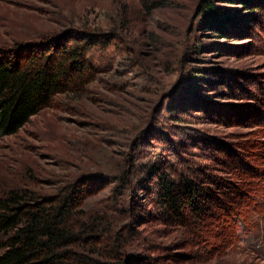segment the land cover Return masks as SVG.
<instances>
[{
    "label": "rangeland",
    "instance_id": "1",
    "mask_svg": "<svg viewBox=\"0 0 264 264\" xmlns=\"http://www.w3.org/2000/svg\"><path fill=\"white\" fill-rule=\"evenodd\" d=\"M206 1L0 0L2 48L70 29L118 35L96 53L108 72L83 99L59 97L0 138V198L157 164L230 208L203 224L209 236L170 226L145 174L123 195L116 184L94 191L85 212L157 264H264V0L254 14L210 0L236 20L225 35L204 23Z\"/></svg>",
    "mask_w": 264,
    "mask_h": 264
},
{
    "label": "trees",
    "instance_id": "2",
    "mask_svg": "<svg viewBox=\"0 0 264 264\" xmlns=\"http://www.w3.org/2000/svg\"><path fill=\"white\" fill-rule=\"evenodd\" d=\"M225 1L240 4L249 14L260 11L263 3ZM200 14L204 23H209L207 28L221 35L226 34L227 23L236 22L210 0ZM117 39L115 33L70 29L0 47V138L18 134L59 97L83 99L99 75L108 72L106 66L104 70L98 65L96 53L106 52ZM109 87L105 81V90L114 91ZM144 174L157 180L156 200L170 226L198 229L189 232L191 238L209 236L203 224L212 220L213 214L229 213L230 208L219 203V198L205 195L203 186L193 180L177 181L157 164L124 169L118 176L100 173L73 178L51 190L26 185L10 189L0 198V264H157L156 258L128 254L125 237L112 238V233L101 227V220L84 210L94 191L116 184L123 195L137 189ZM129 212H122L127 221Z\"/></svg>",
    "mask_w": 264,
    "mask_h": 264
}]
</instances>
